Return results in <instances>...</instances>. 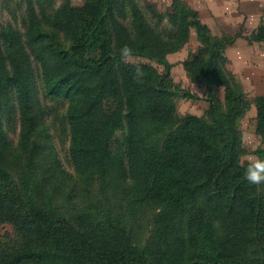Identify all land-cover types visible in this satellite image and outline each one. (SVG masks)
<instances>
[{
	"label": "trees",
	"instance_id": "trees-1",
	"mask_svg": "<svg viewBox=\"0 0 264 264\" xmlns=\"http://www.w3.org/2000/svg\"><path fill=\"white\" fill-rule=\"evenodd\" d=\"M172 1L0 0V225L13 227L0 264H264V191L243 178L239 129L252 103L226 57L242 34L216 36ZM193 31L187 74L225 95L180 118L168 57ZM247 40L264 43V20ZM255 106L264 159V95ZM43 120L70 136L67 183L41 154Z\"/></svg>",
	"mask_w": 264,
	"mask_h": 264
},
{
	"label": "rangeland",
	"instance_id": "rangeland-1",
	"mask_svg": "<svg viewBox=\"0 0 264 264\" xmlns=\"http://www.w3.org/2000/svg\"><path fill=\"white\" fill-rule=\"evenodd\" d=\"M83 1L84 0H72V3L75 6H79L82 5ZM142 2L144 5H146L147 2L153 3L157 5L158 9L161 12H166L171 8L173 1L168 2L165 0H142ZM262 20H264V16ZM9 22H12L10 16L7 13H3L0 9V24H7ZM194 33L195 31L192 32L189 43H187L180 51L184 50L185 52H189L190 54L197 49L195 48V44H197V42H193L191 40ZM229 55L230 54H227L226 52L228 61L227 67L229 68V70L234 69L236 75L239 77L244 86V91L248 99L252 103L251 109L248 114L239 121V129L243 134V139L247 141L245 145L247 150L249 151L247 156L243 158V161L247 162L250 155L257 156L255 152L259 147L262 146L261 139L255 132L254 119L257 113L255 99L258 96L264 95V44L253 47V49L251 50V56H253L254 65H246L244 63H242V65H236L234 63V60L232 62L231 56ZM187 58H185L184 60L186 61ZM135 60L139 61V59ZM171 64V72L174 82L180 88L181 92L179 93V96L177 98V113L180 118L186 115L204 116L206 111L210 107L209 100L211 96H213V94L218 96L222 100L224 99V88H214L212 91H210L204 85L192 82L187 74V71L184 67V61L182 59L178 62L173 60V63ZM155 66L160 71H164V68L162 66L156 64ZM184 92L191 95L185 96ZM42 103L43 105L44 103H46V105L48 106H53L52 101L49 100H47L46 102L44 100V102ZM61 112L63 113V110H61ZM40 126V136H42V145L40 146L41 154L48 162H52V160L54 159L58 160L56 162L57 168L55 170V176L56 178L63 180L64 183H67L68 177L66 176V174H75V167L72 165L69 157L70 136H67V134L63 133L61 126L58 127V125H51L50 127V124L48 126V123L45 120L40 122ZM52 129H54L55 131ZM11 137L15 141L18 140V134L11 133ZM6 232L13 233V227L10 224H1L0 234H4Z\"/></svg>",
	"mask_w": 264,
	"mask_h": 264
},
{
	"label": "crops",
	"instance_id": "crops-1",
	"mask_svg": "<svg viewBox=\"0 0 264 264\" xmlns=\"http://www.w3.org/2000/svg\"><path fill=\"white\" fill-rule=\"evenodd\" d=\"M165 1L172 2V0ZM187 2L199 12L202 21L209 26L214 35L242 34V37L237 38L233 45L228 46L226 52L230 54L232 62L234 60L236 65H242V63L254 65L251 50L264 43H251L247 37L251 36L261 24L264 16V0H187ZM191 40L197 42L195 48L198 49L199 44L195 33ZM188 55L189 52L183 50L169 55L168 60L171 63L173 60L185 61ZM231 71L236 74L234 69Z\"/></svg>",
	"mask_w": 264,
	"mask_h": 264
},
{
	"label": "clouds",
	"instance_id": "clouds-1",
	"mask_svg": "<svg viewBox=\"0 0 264 264\" xmlns=\"http://www.w3.org/2000/svg\"><path fill=\"white\" fill-rule=\"evenodd\" d=\"M121 59L125 63H135L133 50L125 45L120 50ZM144 73L141 67L136 66L134 79L139 83L142 82ZM242 143H247L242 138ZM243 178L251 185L257 187L258 190L264 191V159L250 155L244 168Z\"/></svg>",
	"mask_w": 264,
	"mask_h": 264
}]
</instances>
